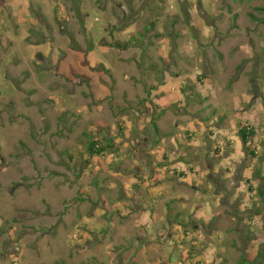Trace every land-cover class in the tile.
Instances as JSON below:
<instances>
[{"label":"rangeland","instance_id":"1","mask_svg":"<svg viewBox=\"0 0 264 264\" xmlns=\"http://www.w3.org/2000/svg\"><path fill=\"white\" fill-rule=\"evenodd\" d=\"M257 6L0 0V264H264Z\"/></svg>","mask_w":264,"mask_h":264},{"label":"trees","instance_id":"2","mask_svg":"<svg viewBox=\"0 0 264 264\" xmlns=\"http://www.w3.org/2000/svg\"><path fill=\"white\" fill-rule=\"evenodd\" d=\"M237 1H244V0H237ZM254 10L256 12H264V6H257L254 8ZM247 16L252 21H255L258 23H264V17H260L257 14H255L254 12H248ZM151 25H153L152 22H151ZM146 30H148V27L146 28ZM127 45H128V42L123 44V45H119V46L120 47H126ZM263 50H264V48H263ZM104 70L106 72H109L108 69H106V68H104ZM150 123L152 125V128L154 129V131H156V133L158 135H160V136L163 135L158 129V126L155 122V118L151 117ZM254 134H255V132L252 129L245 127V126H242L240 129V132H239L240 137L242 138L243 142H245V143L248 142L249 139L251 137H253ZM113 147H114V144H113V141L111 138L104 139L103 142H100L99 140H94L93 138H90L89 142L87 143L85 150H86L87 157L93 159L95 157L100 158L104 152L111 151L113 149ZM259 193L264 199V192L260 191ZM176 200H178V199L172 198L171 200H169L168 201V204H169L168 207H170L171 203L176 201Z\"/></svg>","mask_w":264,"mask_h":264},{"label":"crops","instance_id":"3","mask_svg":"<svg viewBox=\"0 0 264 264\" xmlns=\"http://www.w3.org/2000/svg\"><path fill=\"white\" fill-rule=\"evenodd\" d=\"M17 1V0H16ZM25 1V0H24ZM87 28H88V30H91L92 29V26L91 25H85ZM91 28V29H90ZM94 28V27H93ZM41 43V42H40ZM40 43H37V42H34V43H31L32 45H34L36 48H40V49H42V44H40Z\"/></svg>","mask_w":264,"mask_h":264}]
</instances>
